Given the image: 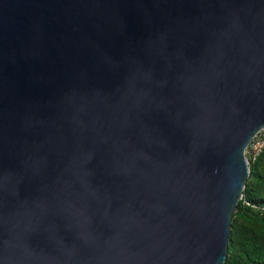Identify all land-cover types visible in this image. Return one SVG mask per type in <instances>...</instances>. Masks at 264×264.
Listing matches in <instances>:
<instances>
[{
	"label": "water",
	"instance_id": "95a60500",
	"mask_svg": "<svg viewBox=\"0 0 264 264\" xmlns=\"http://www.w3.org/2000/svg\"><path fill=\"white\" fill-rule=\"evenodd\" d=\"M264 126V0H0V264H222Z\"/></svg>",
	"mask_w": 264,
	"mask_h": 264
},
{
	"label": "trees",
	"instance_id": "16d2710c",
	"mask_svg": "<svg viewBox=\"0 0 264 264\" xmlns=\"http://www.w3.org/2000/svg\"><path fill=\"white\" fill-rule=\"evenodd\" d=\"M248 162V176L231 216L226 255L222 264H264V179L259 175L258 160ZM263 210V211H261Z\"/></svg>",
	"mask_w": 264,
	"mask_h": 264
},
{
	"label": "built area",
	"instance_id": "2783aa9c",
	"mask_svg": "<svg viewBox=\"0 0 264 264\" xmlns=\"http://www.w3.org/2000/svg\"><path fill=\"white\" fill-rule=\"evenodd\" d=\"M264 148V126L261 127L251 138L250 142L248 143L247 147L244 150L245 152L249 153V157L254 159L257 157L262 149ZM248 162V161H247Z\"/></svg>",
	"mask_w": 264,
	"mask_h": 264
},
{
	"label": "rangeland",
	"instance_id": "374dc122",
	"mask_svg": "<svg viewBox=\"0 0 264 264\" xmlns=\"http://www.w3.org/2000/svg\"><path fill=\"white\" fill-rule=\"evenodd\" d=\"M249 156H250L249 153L245 152V157H246L247 161L250 163H254L259 158L260 154L257 157H255L254 159L250 158ZM257 162H258V171H259L258 173L264 179V156H262L261 159H259ZM260 193L264 194V187L260 188ZM261 211H263V210H261Z\"/></svg>",
	"mask_w": 264,
	"mask_h": 264
}]
</instances>
